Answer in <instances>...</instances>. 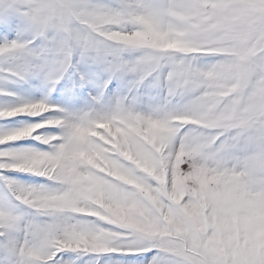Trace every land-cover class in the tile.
Wrapping results in <instances>:
<instances>
[{"label":"snow or ice","instance_id":"snow-or-ice-1","mask_svg":"<svg viewBox=\"0 0 264 264\" xmlns=\"http://www.w3.org/2000/svg\"><path fill=\"white\" fill-rule=\"evenodd\" d=\"M0 264H264V0H0Z\"/></svg>","mask_w":264,"mask_h":264},{"label":"rangeland","instance_id":"rangeland-1","mask_svg":"<svg viewBox=\"0 0 264 264\" xmlns=\"http://www.w3.org/2000/svg\"><path fill=\"white\" fill-rule=\"evenodd\" d=\"M18 119H29V118H18ZM41 131H43V130H41ZM19 143L23 144V143H26V142L25 141H21Z\"/></svg>","mask_w":264,"mask_h":264}]
</instances>
